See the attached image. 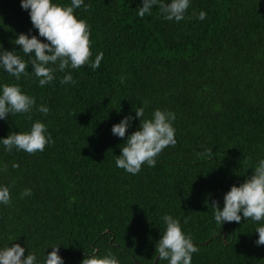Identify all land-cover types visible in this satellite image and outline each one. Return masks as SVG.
<instances>
[{"label": "trees", "instance_id": "1", "mask_svg": "<svg viewBox=\"0 0 264 264\" xmlns=\"http://www.w3.org/2000/svg\"><path fill=\"white\" fill-rule=\"evenodd\" d=\"M84 4L89 10L81 6L74 15L90 26L91 60L103 54L99 68L57 71L40 87L31 57L13 41L19 33L47 41L20 0H0V45L29 62L19 80L0 68V90L16 84L36 101L30 114L0 120V139L29 132L39 120L54 140L35 154L9 153L0 141V169L8 166L0 186L11 193V205L0 204V249L19 243L37 264L55 246L64 264H81L93 249L101 257L110 251L120 264H168L155 263L167 214L198 246L192 264H264V245L255 243L264 221L240 213V223L220 225L211 207L215 200L222 209L224 194L264 159V0H190L180 22L157 7L141 19L142 0ZM200 11L204 20L192 15ZM68 72L75 84L61 85ZM138 107L143 118H136ZM157 109L175 113L176 145L138 174L118 168L120 145ZM129 115L126 137L113 135L112 126ZM206 149L213 159L200 155ZM25 188L33 194L22 198Z\"/></svg>", "mask_w": 264, "mask_h": 264}, {"label": "clouds", "instance_id": "2", "mask_svg": "<svg viewBox=\"0 0 264 264\" xmlns=\"http://www.w3.org/2000/svg\"><path fill=\"white\" fill-rule=\"evenodd\" d=\"M21 8L29 11L33 28L38 30L39 37L19 33L13 41L19 45L26 57H31L30 65L33 74L39 80V86L44 87L56 79L57 71L65 72L66 69H79L88 65L93 70L99 68L103 54L96 55L94 62L91 60L90 50V26L83 19L74 15V10L84 7L88 11L90 5H85L84 0H71L69 6L53 4L51 0H20ZM138 16L142 19L146 14L151 15L153 7L159 9L160 15L169 21L180 22L185 19V14L190 7V0H142ZM199 20L206 18V13L200 11L192 14ZM0 49L3 46L0 45ZM0 68H3L10 76L19 80L21 76H27L29 62L17 55V51L3 49L0 51ZM121 83L124 77H121ZM75 84L71 72L66 73L60 84ZM36 106L35 98L25 94L19 85L4 84L0 90V120L7 119L9 114H30ZM37 111L47 115L50 109L40 105ZM136 118H143L144 108L135 110ZM31 119V115H29ZM132 116L124 117L119 123L112 126L113 135L125 138L127 129L131 126ZM175 113L157 109L151 119H141L139 130L127 135L126 143L120 145L121 153L115 161L118 168L135 175L141 170L143 164L155 167L156 157L168 146L174 147L175 128L173 121ZM5 150L9 153L15 148L28 154L43 152L46 145L54 143L47 126L36 120L29 132H11L6 138L0 139ZM201 156L213 159L212 149H206ZM7 164L2 171H7ZM13 168L19 164L13 163ZM15 182H13L14 184ZM32 190L25 188L21 197L31 196ZM224 206L221 209L219 203L212 201L214 219L217 224L225 222L240 223L243 214L245 220L251 218L254 222L264 221V159L255 165L252 175L239 186L232 185L224 194ZM0 204L11 205V193L9 186H0ZM166 230L162 238L156 244V254L160 261H168V264H192V254L199 251L190 235L182 231L180 221L171 215L162 217ZM188 222V218L184 223ZM257 246L264 245V226L257 227ZM93 254L84 257L81 264H120L117 257L110 251L104 256ZM0 264H37L35 253L25 256V248L19 243H13L10 247L0 249ZM43 264H64V259L59 255V246L52 247V251L46 255Z\"/></svg>", "mask_w": 264, "mask_h": 264}, {"label": "water", "instance_id": "3", "mask_svg": "<svg viewBox=\"0 0 264 264\" xmlns=\"http://www.w3.org/2000/svg\"><path fill=\"white\" fill-rule=\"evenodd\" d=\"M225 235H226V234H225ZM158 258H159V257L157 256L156 259H155V263H156V261L158 260Z\"/></svg>", "mask_w": 264, "mask_h": 264}]
</instances>
